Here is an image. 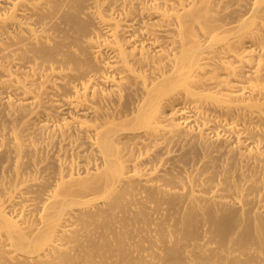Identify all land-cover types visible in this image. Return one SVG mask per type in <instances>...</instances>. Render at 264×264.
Listing matches in <instances>:
<instances>
[{"label": "bare ground", "instance_id": "1", "mask_svg": "<svg viewBox=\"0 0 264 264\" xmlns=\"http://www.w3.org/2000/svg\"><path fill=\"white\" fill-rule=\"evenodd\" d=\"M0 264H264V0H0Z\"/></svg>", "mask_w": 264, "mask_h": 264}]
</instances>
